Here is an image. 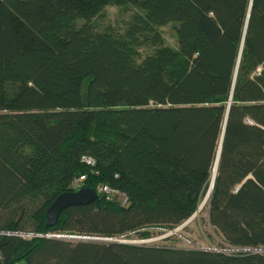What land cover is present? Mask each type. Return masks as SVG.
<instances>
[{
  "label": "trees",
  "instance_id": "16d2710c",
  "mask_svg": "<svg viewBox=\"0 0 264 264\" xmlns=\"http://www.w3.org/2000/svg\"><path fill=\"white\" fill-rule=\"evenodd\" d=\"M109 6L132 11L123 28L97 22ZM220 146L206 221L221 249L66 237L174 231L208 193ZM81 175L99 199L47 226ZM0 255L264 264V0H0Z\"/></svg>",
  "mask_w": 264,
  "mask_h": 264
},
{
  "label": "rangeland",
  "instance_id": "374dc122",
  "mask_svg": "<svg viewBox=\"0 0 264 264\" xmlns=\"http://www.w3.org/2000/svg\"><path fill=\"white\" fill-rule=\"evenodd\" d=\"M131 13L132 11H128L120 6H109L104 10L103 15L98 18L97 22L101 26L111 24L113 26L123 28L125 21L129 19ZM163 31L166 41L171 45L176 44V31L173 24L170 23L164 26ZM209 196L210 195L206 194L204 200L199 206V212L195 213L188 222L184 223L182 228L174 232L177 233L175 238L166 239V237L174 234L172 231L158 233L153 237V239H150L148 243H167L187 248L197 247L214 250L221 249L222 242L216 235H213V232L206 221V204ZM122 240L142 243L141 240L136 237Z\"/></svg>",
  "mask_w": 264,
  "mask_h": 264
},
{
  "label": "water",
  "instance_id": "95a60500",
  "mask_svg": "<svg viewBox=\"0 0 264 264\" xmlns=\"http://www.w3.org/2000/svg\"><path fill=\"white\" fill-rule=\"evenodd\" d=\"M221 146L218 152L216 165L214 167L213 179L209 189L211 194L214 187L215 177L218 168V162L220 158ZM99 199V194L95 189L83 187L77 191H69L60 194L56 200L51 204L47 210V226H53L57 223L60 214L71 206H80L93 203ZM199 212V209L196 213ZM189 221V220H188ZM187 221V222H188ZM176 232V230H174ZM70 239L76 240H88V241H101V242H122V243H136L132 241L113 239V238H99V237H85V236H66Z\"/></svg>",
  "mask_w": 264,
  "mask_h": 264
},
{
  "label": "built area",
  "instance_id": "2783aa9c",
  "mask_svg": "<svg viewBox=\"0 0 264 264\" xmlns=\"http://www.w3.org/2000/svg\"><path fill=\"white\" fill-rule=\"evenodd\" d=\"M83 160L91 165V166H95L96 164V160L91 157V156H85L83 157ZM86 179V175H81L79 177H76L75 179H73L72 183H71V188L73 189V191H77L81 188L84 187V181ZM98 190L104 194H106L108 196L109 199H113L114 197H119V199L123 202V204H126L128 201V198L125 194H123L120 190L118 189H114L112 188L110 185L107 184H102L98 187ZM184 225L178 227L177 229H175L176 231L179 230L180 228H182ZM174 233V231H172ZM150 239L153 238H149V239H142L141 242L142 243H148ZM0 260H1V255H0ZM1 262V261H0Z\"/></svg>",
  "mask_w": 264,
  "mask_h": 264
},
{
  "label": "bare ground",
  "instance_id": "6f19581e",
  "mask_svg": "<svg viewBox=\"0 0 264 264\" xmlns=\"http://www.w3.org/2000/svg\"><path fill=\"white\" fill-rule=\"evenodd\" d=\"M207 195H210V192L208 191Z\"/></svg>",
  "mask_w": 264,
  "mask_h": 264
}]
</instances>
